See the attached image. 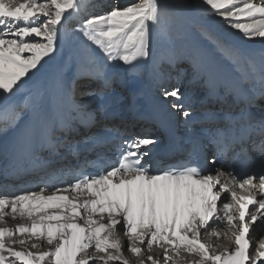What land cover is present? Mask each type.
Returning a JSON list of instances; mask_svg holds the SVG:
<instances>
[{
  "label": "snow or ice",
  "instance_id": "snow-or-ice-1",
  "mask_svg": "<svg viewBox=\"0 0 264 264\" xmlns=\"http://www.w3.org/2000/svg\"><path fill=\"white\" fill-rule=\"evenodd\" d=\"M196 4L243 39L264 42V0H196ZM87 9V0H0V113L8 115L3 127L27 116L14 147L28 157L31 169L48 175L38 191L8 194L0 189V264H131L118 226L137 264H160L151 254L155 248L161 250L164 264H264V237L255 239L253 234L254 225L264 223V156L259 163L251 162L256 171L242 179L232 164L228 172L209 169L246 139V130L216 127L211 133L215 149L211 159L196 143L188 159L168 165L157 161L153 169L150 154L157 137L112 129L113 136L105 142L113 143V160L98 154L97 160L85 164L95 171L72 170L71 182L49 172L39 150L53 153L59 134L71 130V120L55 114L61 96L67 95L63 82L55 79L30 93L21 105L12 97L56 53L67 35L64 22L87 14ZM173 19L165 14L161 0H135L82 19L72 29L85 53L78 76L99 80L107 88L112 62H123L139 73L140 62L152 59L153 34L168 39ZM222 46L234 63H247L245 80L264 84V62L257 67L238 48ZM150 67L155 77V65ZM162 95L175 100L172 108L185 118L190 115L180 102L179 88L162 90ZM73 105L74 110L83 107L74 101ZM259 133L264 135V121ZM205 237L217 242L209 243ZM221 239L231 246H223Z\"/></svg>",
  "mask_w": 264,
  "mask_h": 264
},
{
  "label": "bare ground",
  "instance_id": "bare-ground-1",
  "mask_svg": "<svg viewBox=\"0 0 264 264\" xmlns=\"http://www.w3.org/2000/svg\"><path fill=\"white\" fill-rule=\"evenodd\" d=\"M96 1L97 0H87V3L90 5L88 7H93L92 9H97L95 8ZM127 2L128 0H118L116 4L117 6L123 7L127 5ZM103 4L109 5L110 0H107L106 3L104 2ZM161 4L164 8H166V10H168V13H166L167 15L171 14L173 18L179 19V22H174L173 24H171V34L169 35L168 39L163 40L165 42H172V44H175L172 45L171 43H159V41L157 40L158 37L154 33L151 40L150 48L152 52V59L150 61L140 62L143 67V70L139 73L131 72L129 66H125L123 62H120L119 64H117L116 62L110 63L108 66V76L111 78V81L116 75L120 77L117 80H114V86L119 87L122 92H116L115 90L105 92V89L107 88L103 86L102 82L101 84H98V81L96 80L93 84V88H91L90 90L99 89L100 93L97 90L88 92V94H85V97H83L85 100H82L81 98L78 99L80 102L78 101L77 103H81L80 105H82L83 107H81L79 110H74L73 101L75 97L74 92H71V89L73 90L72 83H74L76 80L78 82L82 80H78V75H75L73 72L75 68L72 67L73 58L71 55L80 57L85 55V53L82 51V46L78 37H76L77 34L72 32V29L75 28L74 26L77 25H73L70 22L73 21V18H70L67 19L66 22H64V31L67 33V35L63 41L58 43L56 53L52 55L51 59H47V61L43 63V66L40 67L39 71L36 72L30 80H28L27 86L22 89L16 97H12V102L17 105H21L28 99L30 93L50 85L55 79H60L63 82V86L67 92V95L61 96L55 114L58 116L66 117L71 120V129L72 133L74 134L78 133L80 130H73L72 127L77 125L79 122L84 123V120L88 116H95L98 118L102 116L98 114V109L102 108L103 110H105L106 114H109V116L115 114L119 115L120 113L130 114L133 109L139 111L141 108H145L144 105L146 104V102L148 104H163L165 103L164 101H166L169 102L171 105L170 108H167L168 113L172 115L171 118H173L172 122H170V125L178 124V130H180L174 131V128L170 126L168 129L167 136L170 137V139L177 141L178 139H184L183 136L185 133L190 132V130L192 129L198 128L196 126V124H198L196 120L200 118L198 117V115H196L194 109L188 107L190 105L189 99L193 96H199L204 89L210 88L212 83L218 85L217 82L220 81H217L215 79L216 75H214L213 72V66L215 64H217L218 68H220L224 73L226 72V70L221 66H223L224 64H229L233 73L238 76V78H240L241 84L244 86L254 87L257 90L259 88H264V84H262L258 79L245 80L244 75L247 63H234L232 54L226 51L222 46V44H227L237 47L238 49H242L243 47H249L246 46L245 43L235 41L233 38L229 37L225 31L217 27L215 28L210 26L208 28L214 33L203 30L202 33H196L194 31L196 34L193 33V35H190L187 32L180 31L179 24H181L182 18L184 20L185 30L187 31L188 20L190 21V23L192 22V13H196L197 15L199 13H202L201 8L198 7L196 4V0H161ZM89 9L90 8L87 9V12ZM175 10L181 13L182 18L176 13ZM67 15L68 14H66V16ZM207 17L218 21L222 20L218 16L209 15ZM196 25L202 26V23L196 22ZM215 33L220 34L223 39L229 40L231 43L223 40L219 36H215ZM204 36H206L212 42L213 49L209 44L205 43H195L191 45L194 40H197L198 38H202ZM248 41L252 43L258 42V47L245 49L243 55L241 52L240 53L243 57H246L247 59L248 57L245 54L249 55L250 59L248 60H251L257 67H259L261 63L264 62V42H262L259 38ZM98 54L99 50L97 55ZM224 56L226 57V59L223 58ZM82 60V58L79 60V64H81ZM183 62L187 64H185L184 66H180V64ZM152 64L155 65V77L151 74L152 68L150 67V65ZM201 64L202 67L200 66ZM174 82L175 88H179L181 92L182 98L180 102L183 103L185 105V109L190 112V115L187 118L182 115V111H177L172 108V104L176 101L172 98L166 99L162 95L163 89H159L160 87H162L163 83H165L168 88L170 87L168 91H171L173 89L172 87L174 85ZM77 91L82 92V89H77L76 92ZM120 99H123V101L120 102ZM257 99L258 96L255 95L253 97V103H255ZM93 101L94 103L97 101L99 102L95 105L85 107L86 104L90 105ZM101 105H103V107H101ZM120 107H124V109H120ZM141 111H143V109ZM84 114H86V117L84 118V120H82ZM117 118L118 116L115 117V121ZM7 119V114L0 113V120L2 122ZM26 121L27 116L23 115L22 118L17 121L14 126L4 128L3 124L0 125V155L4 153H10L14 157L15 161H19L20 159H22L21 157L23 155L16 150L14 145L17 138L22 133ZM132 121H135L134 123L136 124L140 122V120H137L134 117L132 118ZM118 124L120 126L130 125V123L128 122ZM97 125L98 128L94 129ZM101 127L102 124L97 123H92L90 126V128H93L94 131L97 130V132L102 129ZM163 132L164 135H166L165 129L163 130ZM152 134H154V132ZM138 136L148 135L146 133H142ZM79 137H81L80 134ZM79 137H75L72 140H78ZM154 137L158 138V143L155 146L156 149L161 145V142L164 141L165 138H161L160 136ZM85 138L87 140H93L91 139V135L86 136ZM105 138H108V136H103L101 139L105 140ZM93 141L97 140L94 139ZM84 142L88 143L89 141ZM56 143L58 145L56 148L61 150L62 148H60V146L62 145H60V142L56 141ZM56 153L57 152L48 157H56ZM67 156L70 157L71 154H68ZM213 174H215V172H213ZM32 191H38V189ZM11 223L13 222L9 220V224ZM117 231L119 233V238L124 241L125 245L127 242V237L124 235V230L118 226ZM253 234L255 239L264 237V223L258 221L257 224L254 225ZM205 240L209 243L217 242L215 238L205 237ZM218 242H220L223 246H231L230 242L225 239H221ZM47 247L48 245L45 244L44 250H47ZM151 254L159 259L160 264H164V258L159 248H155L153 253ZM125 255L129 258L131 264H137V258L131 252L125 251ZM182 264H187V261H182Z\"/></svg>",
  "mask_w": 264,
  "mask_h": 264
},
{
  "label": "rangeland",
  "instance_id": "rangeland-1",
  "mask_svg": "<svg viewBox=\"0 0 264 264\" xmlns=\"http://www.w3.org/2000/svg\"><path fill=\"white\" fill-rule=\"evenodd\" d=\"M106 1L107 0H97L96 1V7L95 8H97V9H92L93 7H88V8H90L89 10H88V12H87V14H85L84 12H81V14H80V16L79 17H74L73 18V21H70L73 25H77L78 23H80L81 22V20L82 19H87V18H89V16L90 15H99V14H103V13H105V12H107V11H109V10H111V8L112 7H114V6H117V1L118 0H110V4L109 5H104L103 3L105 2L106 3ZM133 2H135V0H128V2H127V4H129V3H133ZM99 4H101V5H99ZM88 6H90L89 4H88ZM165 9V14L166 13H168V10H166V8H164ZM176 11V13L179 15V16H181V18H182V15H181V13H179L177 10H175ZM167 15V14H166ZM207 16H209V15H205L203 12L202 13H199L198 15L196 14V13H192V18H191V20H192V22L190 23V21L188 20V27H187V31L185 30V27H184V20H183V18H182V21H181V24H179V28H180V31H182V32H187V33H189L190 35H193V33H202V31L203 30H205V31H209V32H211V33H214L213 31H211L210 29H208L210 26L211 27H217V28H219V29H222L223 31H225L226 32V34L229 36V37H231V38H233L235 41H239V42H241V43H245V45L246 46H249V47H243L242 49H239L240 50V52L242 53V55L244 54V52H245V49H248V48H252V47H258V42H255V43H252V42H250V41H248V40H245V39H243L242 38V36H240L235 30H233L232 28H230L223 20H221V21H218V20H215V19H212V18H209V17H207ZM75 21H77V22H75ZM174 22H179V19L178 18H174L173 19V22H172V24L174 23ZM196 22L197 23H202V26H197L196 25ZM74 27H76V26H74ZM195 31V32H194ZM195 33V34H196ZM171 34V32L169 33V35ZM172 34H173V32H172ZM215 36H219V37H221V35L220 34H214ZM76 37H78V34L76 35ZM201 37V36H200ZM222 39H223V37H221ZM224 38H225V35H224ZM158 41H159V43H161V44H168V43H171L172 44V42H165V41H163V40H159V38L157 39ZM223 40H225V41H228L229 43H231L229 40H226V39H223ZM195 43H205V44H209L211 47H212V42L206 37V36H204V37H202V38H198L197 40H194L193 42H192V44L191 45H193V44H195ZM175 43H173L172 45H174ZM237 48V47H236ZM212 49H213V47H212ZM94 51H95V53H96V55H97V53H98V50H96V49H94ZM221 54V53H220ZM247 57H248V59H250V57H249V55H247V54H245ZM72 56V58H73V60H72V67L73 68H75V70L73 71L74 72V74L75 75H78L77 73H78V68H79V66H80V59L82 58L83 59V57H84V55L83 56H80V57H76V56H74V55H71ZM99 58H103V54L102 53H100L99 52V54L97 55ZM224 59H226V57L224 56L223 57ZM228 59V58H227ZM229 60V59H228ZM230 61V60H229ZM117 64H119L120 62H116ZM185 64H187V63H185V62H183V63H181L180 64V66H184ZM125 66H127V65H125ZM179 67V66H178ZM171 71H173V70H171ZM177 72V71H176ZM178 73V72H177ZM181 74V73H180ZM121 75H123V74H121ZM123 77V76H122ZM121 77V78H122ZM118 78H120V77H118V75H116L114 78H113V80L110 82L111 84H113L114 83V80H117ZM78 80H84V79H86V78H81V77H79L78 76V78H77ZM77 81V80H76ZM113 82V83H112ZM110 84V85H111ZM115 84V83H114ZM173 89L175 88V82H174V85H173V87H172ZM159 89H163V90H165V89H167V90H169L170 89V87L169 88H167V85H165V83H163V85H162V87H160ZM76 90L77 89H75V92H74V101L76 102V104H78V105H80L81 103H77L79 100L78 99H82V100H85L83 97H85L84 95L85 94H88V92H91V91H95L96 89H92V90H89V91H87L86 89H82V93L80 92V91H77L76 92ZM111 90H115L116 92H122V90H120V88L119 87H117V86H113V87H111ZM108 91H110L109 89H105V92H108ZM121 94V93H120ZM18 95V93L15 95V96H13V97H16ZM77 95H78V97H77ZM80 102V101H79ZM99 101H97V102H95L94 103V101L92 102V104H90V105H88V106H92V105H95L96 103H98ZM82 106V105H81ZM87 106V107H88ZM120 109H124V107H120ZM99 115H101V114H99ZM135 122V121H134ZM98 128V125L96 126V128H94V129H97ZM93 129V128H92ZM60 148H62V146H60ZM125 251H127V252H129L128 251V240H127V242H126V244H125Z\"/></svg>",
  "mask_w": 264,
  "mask_h": 264
}]
</instances>
